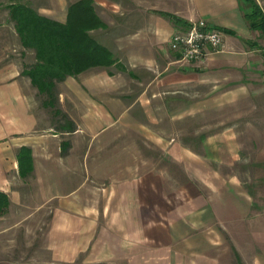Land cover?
Returning a JSON list of instances; mask_svg holds the SVG:
<instances>
[{"label":"crops","instance_id":"crops-1","mask_svg":"<svg viewBox=\"0 0 264 264\" xmlns=\"http://www.w3.org/2000/svg\"><path fill=\"white\" fill-rule=\"evenodd\" d=\"M94 2L116 15L107 27L98 13L96 38L116 63L58 83L75 131L44 126L23 69L0 80V218L24 240L29 225L42 230L21 264H264V33L244 0ZM198 19L225 48L180 66L170 39ZM159 111L179 113L180 136L160 132Z\"/></svg>","mask_w":264,"mask_h":264},{"label":"trees","instance_id":"trees-1","mask_svg":"<svg viewBox=\"0 0 264 264\" xmlns=\"http://www.w3.org/2000/svg\"><path fill=\"white\" fill-rule=\"evenodd\" d=\"M244 3L250 28L264 33V13L260 6L255 0H244ZM8 8L22 45L35 52V62L22 74L29 76L38 92L49 99L44 106L52 109L53 114L60 118L56 131H75V122L57 106L60 93L58 83L90 67L116 63L112 51L90 34L91 30L105 26L93 0L71 3L65 23L41 14L26 3L13 2ZM174 19L177 20L176 17ZM18 159L20 173L25 176L33 169L32 149L22 146ZM9 202L8 194L0 191V216L5 213Z\"/></svg>","mask_w":264,"mask_h":264},{"label":"rangeland","instance_id":"rangeland-1","mask_svg":"<svg viewBox=\"0 0 264 264\" xmlns=\"http://www.w3.org/2000/svg\"><path fill=\"white\" fill-rule=\"evenodd\" d=\"M76 1L78 0H0V80L6 79L8 75H10L8 72L11 69L24 70L35 62L34 49L26 48L22 45L19 34L15 27V21L11 19L8 5L13 2L26 3L31 7H33L35 10H37L38 12H40L41 14L65 23L67 21L69 6L71 3ZM94 6L97 14L98 13L101 14L105 12L107 13V16L108 15L112 16L113 22L116 21L115 13L112 14L110 9H108V7L102 8L101 3L97 5L96 2H94ZM106 20L109 23L111 19L107 18ZM115 25L116 22L115 24L113 23L112 26L109 25L107 26L105 24V26L107 27H115ZM98 29H94L90 31V34L94 38H97V36L99 37L100 33ZM106 39L107 38H105V40ZM103 67H109V66H103ZM7 70L8 72L5 73V71ZM61 85H64V83ZM32 87L34 88L31 95L32 108L38 114L39 118H42L44 122V126H50L52 127V129L56 130L58 128V124H59L58 121L60 118L56 117L55 114H53L52 109L44 106V104H46L47 101L49 102L47 96L39 93L37 87L33 85V83H32ZM63 87H61V89ZM63 90H65V92ZM65 93H67L66 89H62L61 92L59 93L58 95L59 102L57 106L61 108L63 112L67 113L68 116L70 117L71 116L70 114L72 113L66 112V108H65V106L67 107L69 105L68 100L66 98V95H68V93L67 94ZM193 98L194 100L198 99V95H194ZM63 103H65V105ZM174 104L176 105L179 104V100ZM73 114L76 115V119H77L80 117L81 113L77 111ZM155 114H156V118L159 121L161 120L162 123L164 124L163 129H161L160 131L162 132L163 135H168L173 137L180 136V119L178 118L179 113L159 111L158 113ZM193 130L195 132V128ZM106 134L110 136H115L116 131H112V132L110 131ZM130 136H132V134H130ZM128 146L130 151H134L133 149L134 144L129 143ZM111 151L114 152V150ZM124 162L126 164L133 163L132 160H126V159ZM100 163H101L100 160L94 159V164L96 165V167H98ZM33 194L37 195V193H33ZM14 213L15 214L17 213V209L15 207H14ZM7 215L9 217L14 216L12 212H9ZM19 215H21L20 212L17 213L16 216ZM11 222L12 223H10V221L6 220L5 218H0V264H10L12 262L13 264L16 263L21 264V262H25L26 260H28L35 253L38 247L42 246V241L38 240L36 236L37 233L36 227L39 229L38 232L40 231L42 232L40 226L36 224L29 225L28 232L29 235H33V238L24 240L21 238L22 236L20 230V227H22L21 223L14 225L12 228H9V230H4L8 225L9 226L13 225L14 221L11 220ZM26 255L28 257H26Z\"/></svg>","mask_w":264,"mask_h":264},{"label":"built area","instance_id":"built-area-1","mask_svg":"<svg viewBox=\"0 0 264 264\" xmlns=\"http://www.w3.org/2000/svg\"><path fill=\"white\" fill-rule=\"evenodd\" d=\"M169 43L177 55V63L183 66L223 51L225 36L221 29L205 19H198L190 22L186 29L176 31Z\"/></svg>","mask_w":264,"mask_h":264}]
</instances>
